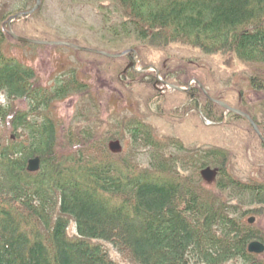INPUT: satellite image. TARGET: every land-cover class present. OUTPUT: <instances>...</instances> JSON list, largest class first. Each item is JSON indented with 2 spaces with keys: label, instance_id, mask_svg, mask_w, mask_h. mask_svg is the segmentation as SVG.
Instances as JSON below:
<instances>
[{
  "label": "trees",
  "instance_id": "1",
  "mask_svg": "<svg viewBox=\"0 0 264 264\" xmlns=\"http://www.w3.org/2000/svg\"><path fill=\"white\" fill-rule=\"evenodd\" d=\"M119 5L125 15L113 28L116 41L161 50L180 45L264 66V0ZM24 12L0 18V264H119L102 242L130 264H264V253L248 250L253 242L264 244V181L237 179L223 150L192 155L179 142L165 146L138 120L123 124L135 150L125 155L112 153L91 132L59 133L52 104L87 87L74 75L44 86L34 68L6 54L4 28ZM124 76L148 74L130 68ZM149 77L148 83L156 82ZM250 85L264 96V72L253 73ZM187 96L194 108L204 102L208 121L223 123L225 112L245 119L199 86ZM36 157L41 168L30 173L28 162ZM207 172L216 177L212 188L203 183ZM71 222L75 238L68 235Z\"/></svg>",
  "mask_w": 264,
  "mask_h": 264
},
{
  "label": "rangeland",
  "instance_id": "2",
  "mask_svg": "<svg viewBox=\"0 0 264 264\" xmlns=\"http://www.w3.org/2000/svg\"><path fill=\"white\" fill-rule=\"evenodd\" d=\"M36 4L37 0H0V18L23 8L29 12ZM124 15L119 0H41L33 15L12 23V31L17 36L31 40L69 42L108 54L136 52V55L132 53L135 56L131 59V53L108 58L66 47L24 44L11 37L6 39V54L34 68L44 86H51L60 79L71 80L73 75L86 85V93L74 94L52 104V111L59 121V133L70 131L77 136L91 132L106 144L107 149L111 150L113 146L115 152L112 153L125 155L135 150H130L123 124L138 120L147 124L155 138L165 146L179 142L192 155L223 150L228 156L230 172L237 179L264 181V146L247 120L233 118L225 112L223 123L208 121L202 112L204 102L194 108L187 96L189 91H175L156 82L150 84L147 79L153 77L149 74L156 76L155 72H138L150 66L157 69L159 78L167 83L183 88L202 85L208 98L221 100L241 112L250 111L248 115L264 137V96L258 95L250 85L251 75L264 72L261 71L264 66L246 64L232 56H207L180 45L161 50L141 47L127 39L116 41L113 28L119 27ZM4 29L9 31L8 27ZM137 58L139 62L131 65L132 70L148 76L134 80L126 78L125 69ZM114 135L115 140L109 144L112 140L108 139ZM168 150L172 152L170 148ZM138 155L146 161L145 151ZM215 178L207 172L204 185L212 188ZM68 235L71 238L77 236L74 222L69 225ZM101 245L113 261L130 264L112 244L102 242Z\"/></svg>",
  "mask_w": 264,
  "mask_h": 264
},
{
  "label": "water",
  "instance_id": "3",
  "mask_svg": "<svg viewBox=\"0 0 264 264\" xmlns=\"http://www.w3.org/2000/svg\"><path fill=\"white\" fill-rule=\"evenodd\" d=\"M40 1L41 0H37L36 6L31 11L16 14L14 16H11L8 19V21H7V25L9 27L8 34H9V36L11 38L16 40L17 42L24 43V44H33V45H41V46L66 47V48L73 49V50H76V51L85 52V53H91V54H97V55L105 56V57H108V58H120V57L126 56V55H128L130 53H134L136 55L135 50H128V51H126L124 53H120V54H108L106 52H102V51H98V50H93V49L79 47V46H76V45H74L72 43H69V42L37 41V40H31V39H27V38H23V37L17 36L12 31V23L14 21H16V20H21L24 17H29V16L33 15L35 13V11L38 9ZM138 62H139V59L137 58V60L132 62L130 64V66L131 65L135 66L136 63H138ZM151 69L153 71H155V73H156V76H157V82L156 83L157 84H163L164 86L168 87L169 89H172V90H175V91H179V92H188L189 90H191L193 88L192 85H189L188 88H183V87H180V86H176V85L167 83L164 80H161L159 78L160 72L157 69H155L154 67L147 66L145 68H142V70H140L139 72H147V71H149ZM194 82L198 83V81H196V80H194ZM200 87L206 93V95L209 97V95L207 94L205 88H203L202 85H200ZM214 102L216 104L220 105L222 108H225L229 112H232L234 114H238V115L242 116L243 118H245L253 126L254 131L259 136V138L261 139L262 143H264L263 135L261 134L258 126L256 125V123L251 119V117L248 114H246L244 112H241L239 110H236V109L228 106L227 104H225L223 102H220V101H217V100H214ZM115 144H118V143H115ZM110 148H111V151L113 152L114 151L113 146H111ZM40 167H41V160H40L39 157H36V158L31 159L28 162L27 170L30 173H35V172L40 170ZM255 222H256V217H251V218L248 219V223L251 224V225L255 224ZM248 250H249L250 253H254V254H258V255L263 254L264 253V244L261 243V242H257V241L253 242V243H251L249 245Z\"/></svg>",
  "mask_w": 264,
  "mask_h": 264
}]
</instances>
